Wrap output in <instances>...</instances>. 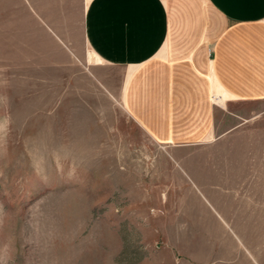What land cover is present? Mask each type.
I'll use <instances>...</instances> for the list:
<instances>
[{"label":"rangeland","instance_id":"374dc122","mask_svg":"<svg viewBox=\"0 0 264 264\" xmlns=\"http://www.w3.org/2000/svg\"><path fill=\"white\" fill-rule=\"evenodd\" d=\"M88 1L0 0V264H264V101L217 88L214 133L157 142Z\"/></svg>","mask_w":264,"mask_h":264},{"label":"crops","instance_id":"0c3cea01","mask_svg":"<svg viewBox=\"0 0 264 264\" xmlns=\"http://www.w3.org/2000/svg\"><path fill=\"white\" fill-rule=\"evenodd\" d=\"M83 19L89 52L124 69L129 115L159 143L214 133L217 88L222 109L264 101V0H89Z\"/></svg>","mask_w":264,"mask_h":264}]
</instances>
